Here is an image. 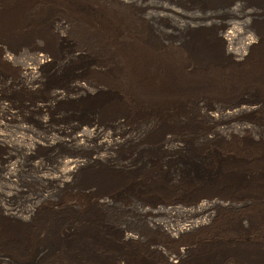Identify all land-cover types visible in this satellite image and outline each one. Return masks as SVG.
Returning a JSON list of instances; mask_svg holds the SVG:
<instances>
[{"label":"bare ground","instance_id":"obj_1","mask_svg":"<svg viewBox=\"0 0 264 264\" xmlns=\"http://www.w3.org/2000/svg\"><path fill=\"white\" fill-rule=\"evenodd\" d=\"M111 1L116 2L112 4ZM255 1L258 9L264 12V3H261L264 0ZM148 15L117 0H0V41L3 39L16 45L35 41L47 44V47L38 48L30 55L29 60L39 74L47 69L63 71L69 65L81 62L111 74L114 81L106 89H94L93 94L87 85L79 83L78 88L81 89L76 90L83 91L88 97L74 111L92 115L93 121L61 124L59 120L58 128L54 129L56 136L44 139L49 148L47 167L57 173L53 178L55 189L72 195L88 190L90 194L86 193L85 197L89 204L82 208L77 205L61 208L56 204L45 207L39 201L26 211L30 217L34 216L29 223H24L22 216L1 211L0 264H87L114 247L113 244L131 248L141 240V235L122 230L112 235L110 222L114 221L112 213L117 208L130 207L145 214L150 211L138 199L141 188L146 185L145 179L140 180L134 173H126L114 165L124 160H135V153L140 154L155 143L163 153H168L169 150L181 149V142L183 149L190 152L188 159L192 158L193 144L186 139L193 128L187 117L191 107H198L205 117L215 119H231L264 109L263 26L257 30V42L248 39L249 57L244 55L245 61L237 63L228 48L235 33L239 34L235 28L232 31L226 29L215 38L218 47H213L211 40L203 35L189 39L182 46H163L153 38ZM15 56L7 51V59ZM27 65L24 64V68ZM22 72L27 82L40 80L37 73L29 76ZM252 93L259 97L228 107L209 108L205 104L213 97ZM53 94L51 108L56 115L63 116L73 111H61L57 107V103L67 97L65 93L58 90ZM104 114L114 119L111 126L102 123ZM107 129L115 133L109 134ZM106 133L110 138L100 141ZM201 138L205 143H211L209 137ZM65 146L79 148L84 153L65 156L60 152ZM18 148L28 164L37 159L31 146ZM15 158L11 154L0 158L1 168L9 182L15 178L12 167L16 163L13 161L11 164ZM204 159V156L198 157L199 163ZM226 176L225 180L215 181L219 185L209 186L224 195L214 193L216 198L206 195L199 200L195 213H205L208 219L177 228L173 237L207 231L214 220L211 210L226 204L221 196L231 195L239 188L251 189L243 173L231 171ZM94 190L103 191L106 196L95 201L93 198L97 192ZM160 208L159 211L169 213L181 212L177 208ZM241 220L239 218L240 227ZM161 228L170 235L171 229ZM204 246H199L203 251L198 252V259L193 258L189 264H213L228 255L237 264L264 260V245L260 243L225 240ZM184 254L183 251L174 258L179 259L174 263H183Z\"/></svg>","mask_w":264,"mask_h":264},{"label":"rangeland","instance_id":"obj_2","mask_svg":"<svg viewBox=\"0 0 264 264\" xmlns=\"http://www.w3.org/2000/svg\"><path fill=\"white\" fill-rule=\"evenodd\" d=\"M117 1L135 11L149 13L153 38L163 46H182L189 39L203 35L211 40L213 47H218L215 38L226 29L232 31L235 28L239 34L235 33L236 36L228 48L237 63L245 61L242 56L249 57L251 50L248 49V43L251 39L257 42V30L264 27V12L258 9L259 5L255 0ZM115 2L111 1L112 4ZM16 44L3 39L0 41V158L9 157L10 154L16 157V161L11 162L16 163L12 167L15 171V178L11 179L13 182L6 180V172L0 165V212L7 210L9 213L22 216L24 223H29L34 216L30 217L28 209L33 208L34 203L39 201L45 207L56 204L61 208L66 205H77L82 208L89 204L85 197L86 193L90 194L88 190L83 194L72 195L67 192L62 194L55 189L56 183L53 178L57 173L47 167L49 148L44 139L56 136L54 129L58 128L60 121L61 124L93 121L92 115L74 111L82 106L88 97L83 91L76 90L81 89L78 88L79 83L87 85L88 89H92L90 94H93L94 89H106L114 81L111 74L81 62H75L76 64L69 65L63 71L47 69L39 74L37 67L29 60L30 55L38 48L47 47V44L42 41L26 42L21 44L23 46ZM6 50L16 56L7 59ZM24 64H28L27 68L25 67L27 71L23 70ZM22 71L29 76L37 73L40 80L27 82ZM58 90L67 95L59 104L57 103L58 109L61 111L72 109L74 112H68L63 116L53 112L51 99L53 93ZM258 97L256 93L213 97L205 104L209 108L228 107ZM77 100L81 103L75 102ZM40 106H43V110ZM187 117L188 123L193 127L191 135L186 137L193 144L192 158L188 159L190 152L183 149L181 142L180 150H169L168 153H163L159 144L155 143L145 148L142 153H135L133 155L135 160H124L119 165H114L126 173L128 171L134 173L140 180L145 179L146 185L141 188L138 199L150 211L145 214L138 213L130 207L117 208L113 215L111 214L114 219L110 222L111 234L117 235L121 230L130 231L141 235V240L132 244L131 248L113 244L114 247L109 248L94 262L87 264H132V260L133 264L138 262L179 264L174 263L179 261L174 258L180 256L183 251L184 261L180 264H189L193 258L198 259V252L203 251L199 246L205 247L204 244L209 242L223 243L228 240L264 245V109L231 119L219 117L215 119L205 117L198 107H191L187 111ZM101 118L102 123L108 126L113 124L114 119L109 114H104ZM107 131L109 134L115 133L111 129ZM178 132L183 134L179 130ZM107 135L104 134L100 141L110 138ZM201 137H209L211 143H205ZM19 146L33 148L34 154L38 156L35 161H29L33 166L29 167L28 161L24 160ZM60 152L65 156L84 153L72 146L62 147ZM202 156L205 157V161L199 163L198 157ZM231 171L243 173L251 189L239 188L231 195L221 196L226 204L211 210L214 213V220L207 231L173 237L177 228H186L195 222L201 223L205 218L208 219L205 213L200 215L195 213L199 200L201 196L216 198L219 194L224 195L209 186L219 185L215 181L225 180ZM94 192H97L96 195L94 193L95 201L97 198L101 201L106 196L103 191ZM160 207L177 208L181 212L159 211ZM239 218L242 219V227L239 226ZM161 227L171 229L170 235ZM231 259L233 257L228 255L224 260L219 258L213 264H237ZM238 264H264V260Z\"/></svg>","mask_w":264,"mask_h":264}]
</instances>
